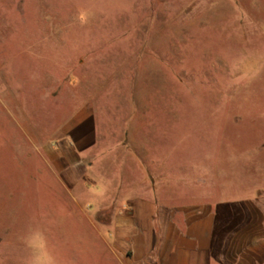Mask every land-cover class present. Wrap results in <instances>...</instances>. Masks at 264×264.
I'll return each mask as SVG.
<instances>
[{"label":"rangeland","instance_id":"obj_1","mask_svg":"<svg viewBox=\"0 0 264 264\" xmlns=\"http://www.w3.org/2000/svg\"><path fill=\"white\" fill-rule=\"evenodd\" d=\"M130 128L145 173L210 189L217 160L264 185V0H0V264H105L95 198L126 196L99 168ZM73 130L96 169L72 189L44 150Z\"/></svg>","mask_w":264,"mask_h":264},{"label":"crops","instance_id":"obj_2","mask_svg":"<svg viewBox=\"0 0 264 264\" xmlns=\"http://www.w3.org/2000/svg\"><path fill=\"white\" fill-rule=\"evenodd\" d=\"M77 134L68 131L44 150L61 186L72 189L89 185L85 180L96 169L85 159L90 144ZM140 140L137 129L126 130L118 161L106 160L99 168L109 174L120 164V196H126L118 202L95 198L93 226L105 264H264V185L252 179L254 169L233 164L229 173L216 160L210 173L205 165L199 168L200 182L211 174L214 187L186 190L170 167L154 162L145 173L148 150Z\"/></svg>","mask_w":264,"mask_h":264}]
</instances>
